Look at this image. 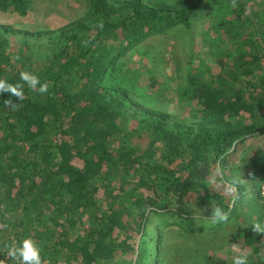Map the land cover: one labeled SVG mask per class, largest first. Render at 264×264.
<instances>
[{
    "label": "trees",
    "instance_id": "trees-1",
    "mask_svg": "<svg viewBox=\"0 0 264 264\" xmlns=\"http://www.w3.org/2000/svg\"><path fill=\"white\" fill-rule=\"evenodd\" d=\"M36 1L0 0V12L24 17ZM83 1L58 29L0 24V79L27 70L50 85L25 86L21 101L0 93V259L12 264L6 245L31 237L42 264H231L240 250L264 264L251 226L264 223V0ZM204 23L216 51L204 65L187 57L174 96L189 114L152 107L140 83L162 91L154 71L177 46L192 52ZM155 34L175 38L167 57L153 54ZM142 56L145 82L142 62L129 66Z\"/></svg>",
    "mask_w": 264,
    "mask_h": 264
},
{
    "label": "rangeland",
    "instance_id": "rangeland-1",
    "mask_svg": "<svg viewBox=\"0 0 264 264\" xmlns=\"http://www.w3.org/2000/svg\"><path fill=\"white\" fill-rule=\"evenodd\" d=\"M84 9V1L83 0H37L34 3L32 11L24 17H20L13 13H2L0 12V24H11L15 29H30L31 31L37 32L39 30H54L58 29L62 25L69 23L72 21L76 15H78ZM208 23H204L202 26H197L195 29V48L191 50L185 49L184 51L177 46L175 51L169 54L170 62L166 63V65H162L160 71H154V75L157 78L158 84L162 86V91H157L154 93L155 89H148L145 85L140 83L142 86L141 92L143 94V98L147 100L148 104L152 107H156L158 109L166 110L170 113H178L181 116H187L189 114V110L192 107L191 102H183L182 106L178 105V102L175 99L176 90L179 87V84H185V77L187 72L189 71V60L188 56L193 54L195 55V62L197 59H201L206 64L210 62V57L215 53L214 48L211 49L209 46L203 45L201 43L202 36L199 33L201 29H205ZM35 37V36H33ZM32 37V38H33ZM159 34L152 35L148 38L147 42L150 43V47L152 49L153 54H160L165 57L168 56L167 48L165 45H170L173 41H176L174 37L170 38L164 45L156 39H160ZM153 43V44H152ZM227 46L230 45V42L226 43ZM174 48V47H173ZM214 52V53H213ZM180 56L183 64V72L184 75L182 79H177L175 75H172V71L177 66V59ZM206 59V60H205ZM142 62L140 70H142V75L140 76L141 81L145 82L147 79H150L153 76V73L147 71L149 67L152 66L151 59L148 56H142V58L136 57L129 63V66L136 68L139 67V64ZM145 66V69L144 67ZM194 68V67H193ZM150 77V78H149ZM264 136L260 137L259 140H263ZM238 153V152H237ZM239 154V153H238ZM241 154V153H240ZM264 194V188H262ZM240 210L243 213H247L244 216L246 219L250 217L251 220L258 216V211H251L255 208V204L252 200L244 199L240 202ZM243 217V218H244Z\"/></svg>",
    "mask_w": 264,
    "mask_h": 264
},
{
    "label": "clouds",
    "instance_id": "clouds-1",
    "mask_svg": "<svg viewBox=\"0 0 264 264\" xmlns=\"http://www.w3.org/2000/svg\"><path fill=\"white\" fill-rule=\"evenodd\" d=\"M99 27L103 28L101 22ZM27 86L29 91L38 92L43 95L48 93L50 85L47 82H41L38 75L33 72L24 70L19 73V82L12 84L4 79H0V93L7 92L10 97H16L21 101L25 97L24 87ZM6 107L13 110L16 109L17 103H13L11 99L4 101ZM212 218L214 222L227 221L228 215L220 207L212 210ZM251 226L257 233L264 234V223L252 222ZM7 258L12 261V264H42L41 249L31 237H26L19 242L13 241L6 245ZM250 253L245 250H240L231 257V264H250ZM0 264H7L5 259H0Z\"/></svg>",
    "mask_w": 264,
    "mask_h": 264
}]
</instances>
